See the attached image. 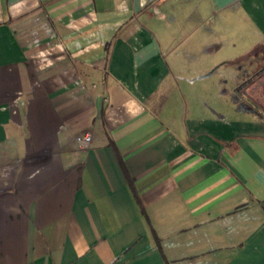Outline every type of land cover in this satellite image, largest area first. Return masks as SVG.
Segmentation results:
<instances>
[{"label": "crops", "instance_id": "0c3cea01", "mask_svg": "<svg viewBox=\"0 0 264 264\" xmlns=\"http://www.w3.org/2000/svg\"><path fill=\"white\" fill-rule=\"evenodd\" d=\"M241 16L264 33V0H0V264H264V42L206 55Z\"/></svg>", "mask_w": 264, "mask_h": 264}, {"label": "rangeland", "instance_id": "374dc122", "mask_svg": "<svg viewBox=\"0 0 264 264\" xmlns=\"http://www.w3.org/2000/svg\"><path fill=\"white\" fill-rule=\"evenodd\" d=\"M237 23V25H239L241 27L240 30V36L241 39H244V42L241 40V42H237L238 36L234 35L233 37L235 38L234 41L235 42H217L219 43V47L214 51V53H210V54H206L208 56L209 59L214 60L215 62L219 61L220 57H233L235 54L245 51V50H250L253 46V44L257 43V42H264V33H261L260 31L257 30L256 27H254V25L251 23L249 17H240L238 20H233L232 21V28H231V32H234L235 30V24ZM199 32H202L201 29L199 30ZM221 32H217V36H220ZM191 43V42H190ZM185 44V43H184ZM255 51V49H254ZM248 60H250L251 62L248 64H245L243 62L238 63L237 65H242L244 64L248 69L253 68L256 64V60L253 57H250ZM219 73L220 71H218V73L216 74V77H219ZM224 74L223 76H225V78L227 77V73H228V69L224 70V72H221V74ZM214 76H209L208 81L210 82V80H213ZM215 77V78H216ZM229 79L226 78V82L224 84H222L223 86L227 87ZM214 88V87H213ZM209 99L213 98V101L215 104H225L226 103V99L223 97V95H221L219 93V89H216V92L213 95L209 94ZM212 102V100L210 101Z\"/></svg>", "mask_w": 264, "mask_h": 264}, {"label": "built area", "instance_id": "2783aa9c", "mask_svg": "<svg viewBox=\"0 0 264 264\" xmlns=\"http://www.w3.org/2000/svg\"><path fill=\"white\" fill-rule=\"evenodd\" d=\"M89 140H90L89 133H83L82 135L75 137V141L81 147H85L88 144Z\"/></svg>", "mask_w": 264, "mask_h": 264}]
</instances>
